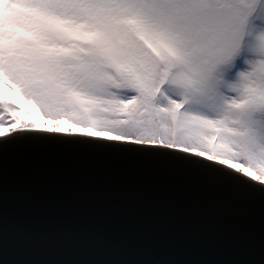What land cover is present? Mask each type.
Wrapping results in <instances>:
<instances>
[{
  "label": "snow or ice",
  "instance_id": "snow-or-ice-1",
  "mask_svg": "<svg viewBox=\"0 0 264 264\" xmlns=\"http://www.w3.org/2000/svg\"><path fill=\"white\" fill-rule=\"evenodd\" d=\"M22 141L264 194V0H0V150Z\"/></svg>",
  "mask_w": 264,
  "mask_h": 264
},
{
  "label": "water",
  "instance_id": "water-1",
  "mask_svg": "<svg viewBox=\"0 0 264 264\" xmlns=\"http://www.w3.org/2000/svg\"><path fill=\"white\" fill-rule=\"evenodd\" d=\"M0 264H264V194L157 154L0 150Z\"/></svg>",
  "mask_w": 264,
  "mask_h": 264
}]
</instances>
